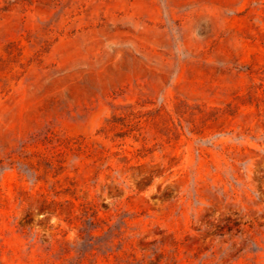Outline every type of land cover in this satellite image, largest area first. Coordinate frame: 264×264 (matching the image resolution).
I'll return each mask as SVG.
<instances>
[{
    "label": "rangeland",
    "instance_id": "374dc122",
    "mask_svg": "<svg viewBox=\"0 0 264 264\" xmlns=\"http://www.w3.org/2000/svg\"><path fill=\"white\" fill-rule=\"evenodd\" d=\"M0 160V264H264V0H0Z\"/></svg>",
    "mask_w": 264,
    "mask_h": 264
},
{
    "label": "trees",
    "instance_id": "16d2710c",
    "mask_svg": "<svg viewBox=\"0 0 264 264\" xmlns=\"http://www.w3.org/2000/svg\"><path fill=\"white\" fill-rule=\"evenodd\" d=\"M28 159V156H25V160H24V163L26 164L27 163V165H29V168L31 169V170H35V172L37 173V171H38V169L36 168V166H35V164L33 163V162H27L26 160ZM0 164H3V160H0ZM45 166L47 167V168H51L53 165L51 164V162H49V161H46L45 163ZM38 180H39V178H37ZM93 216V215H92Z\"/></svg>",
    "mask_w": 264,
    "mask_h": 264
}]
</instances>
